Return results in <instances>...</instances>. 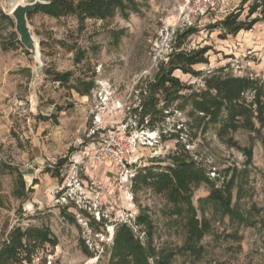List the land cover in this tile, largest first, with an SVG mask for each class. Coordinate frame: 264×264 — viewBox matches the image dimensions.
Returning a JSON list of instances; mask_svg holds the SVG:
<instances>
[{
	"label": "rangeland",
	"instance_id": "obj_1",
	"mask_svg": "<svg viewBox=\"0 0 264 264\" xmlns=\"http://www.w3.org/2000/svg\"><path fill=\"white\" fill-rule=\"evenodd\" d=\"M198 1L141 0L139 13L87 20L82 27L72 17L34 14L29 23L41 41V66L24 49H2V43L14 44V29L1 19L0 245L16 226L47 228L59 244L47 245L36 263L45 259L48 264H108L117 224L133 225L145 241L141 227L134 225L143 210L154 226L155 246L177 251L172 264H264V126L257 113L253 129L242 115L237 129L223 138L217 127L197 136L188 128L181 132L186 117L175 114L166 128L179 137L168 140H161L158 130H137L128 116L136 84L150 76L159 61L167 60L173 31L185 24L198 29L189 38V48H210L209 63L195 66L197 72L220 69L225 75L264 81V21L225 39L220 29L207 27L241 9V18L246 19L253 0L245 5L243 0H213L214 6L204 14ZM17 2L0 0V10L10 16ZM258 17L257 13L251 19ZM75 44L87 52L79 65L74 62L76 50L71 49ZM45 68L95 70L97 88L81 97L47 78ZM175 75L197 89L203 86V77L181 71ZM246 97L250 100L251 94ZM178 142L210 170L213 179L219 178L218 186L228 168L247 170L249 175L243 186L234 188L232 203L246 221L241 224L207 211L212 227L195 253L181 249L186 233L171 217L164 198L150 190L133 193L132 182L120 176L111 159L130 150L139 167L150 166L152 160L160 162L174 153ZM251 148L253 158L247 163ZM8 165L23 174L29 197L25 202L13 195L18 177ZM209 192L206 185L195 191L196 207Z\"/></svg>",
	"mask_w": 264,
	"mask_h": 264
},
{
	"label": "trees",
	"instance_id": "obj_2",
	"mask_svg": "<svg viewBox=\"0 0 264 264\" xmlns=\"http://www.w3.org/2000/svg\"><path fill=\"white\" fill-rule=\"evenodd\" d=\"M43 1L47 3L37 7L29 15V19L38 13L54 19L72 17L78 22L79 27H82L87 20L107 21L117 15L128 18L141 10V0ZM248 1L242 2L245 5ZM242 13V9L232 12L207 27L210 30L220 29L221 37L224 39L228 36H236L241 31L251 30L259 21H264V0L251 2L246 19L241 18ZM257 13L259 17L252 20V16ZM1 19L7 20L14 29L11 33L14 44L2 43V49L21 48L29 54L20 43L14 20L0 10V21ZM197 32L195 25L188 24L174 30L167 60L159 61L153 73L142 77L136 84L128 116L133 120L137 130L143 132L158 130L161 140L179 137L166 128L167 120L179 113L186 117L179 130L183 132L188 128L192 132L196 131V136L198 133L205 134L209 129L217 127L218 135L223 138L231 130L237 129L238 119L242 115L248 118L246 123L253 129L255 113L264 126V81L248 76L225 75L220 69L206 74L197 72L195 66L209 63L207 53L210 50L209 47L189 48V38ZM71 49L76 50L74 62L75 65H79L85 59L87 52L77 44ZM176 71L203 77V86L197 89L184 83L175 75ZM45 75L52 82L65 86L69 92H75L81 97L90 96L97 88L95 70L76 73L45 68ZM247 94H251L250 100L247 99ZM52 117L54 115H51ZM177 147V150L169 154L165 160H160V162L165 161L166 165L162 166L154 159L150 166L138 167L132 179V191L138 195L143 190H150L164 198L170 206L171 217H176L185 230V242L181 249L195 253L197 245L212 227V221L206 215L207 211H212L214 215L222 218L229 217L241 224L246 221L238 206L232 203L234 188L243 186L249 175L247 170H240L237 167L228 168L227 178L225 177L222 185L218 186L219 178L213 179L210 170L194 158L185 144L178 142ZM246 154L247 163H251L252 148ZM5 167H8L13 174L17 171L14 197L23 202L27 201L29 197L25 192L26 182L23 174L10 165ZM202 185L208 186L210 192L206 197L199 198V205L196 207L193 198L195 191ZM29 191L32 192L31 189ZM134 225L141 227L140 231L146 235L145 241L137 235L133 225L128 222L117 224L108 264H172L177 251L163 250L155 246L154 226L143 210L134 219ZM58 244V239L47 228L23 229L16 226L0 245V264H48L45 259H41L38 263L35 260L47 245L55 248Z\"/></svg>",
	"mask_w": 264,
	"mask_h": 264
},
{
	"label": "water",
	"instance_id": "obj_3",
	"mask_svg": "<svg viewBox=\"0 0 264 264\" xmlns=\"http://www.w3.org/2000/svg\"><path fill=\"white\" fill-rule=\"evenodd\" d=\"M43 0H34L27 2L19 0L11 9L10 16L15 23V31L19 36L22 46L33 55L35 62L41 66L42 52L41 41L32 33L29 23V15L33 13L37 7L46 4Z\"/></svg>",
	"mask_w": 264,
	"mask_h": 264
},
{
	"label": "built area",
	"instance_id": "obj_4",
	"mask_svg": "<svg viewBox=\"0 0 264 264\" xmlns=\"http://www.w3.org/2000/svg\"><path fill=\"white\" fill-rule=\"evenodd\" d=\"M199 9L204 14L214 6L213 0H199ZM132 153L130 150H121L112 156V163L119 168L120 176H125L127 180L132 182V179L137 173L138 165L131 159Z\"/></svg>",
	"mask_w": 264,
	"mask_h": 264
},
{
	"label": "bare ground",
	"instance_id": "obj_5",
	"mask_svg": "<svg viewBox=\"0 0 264 264\" xmlns=\"http://www.w3.org/2000/svg\"><path fill=\"white\" fill-rule=\"evenodd\" d=\"M18 1H19V0H18ZM13 7H14V6H13ZM13 7H12V8H13Z\"/></svg>",
	"mask_w": 264,
	"mask_h": 264
}]
</instances>
